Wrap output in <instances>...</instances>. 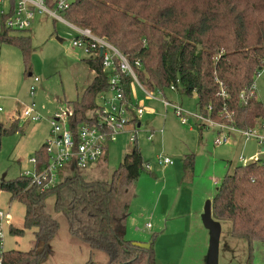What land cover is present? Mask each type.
Wrapping results in <instances>:
<instances>
[{"label": "trees", "instance_id": "trees-1", "mask_svg": "<svg viewBox=\"0 0 264 264\" xmlns=\"http://www.w3.org/2000/svg\"><path fill=\"white\" fill-rule=\"evenodd\" d=\"M14 10L15 1L10 0L9 13L2 15L0 44L17 46L30 72L32 38L22 35L27 31L6 26ZM64 16L70 24L90 30L117 48L148 91L164 94L174 87L179 95L196 94L199 113L216 120L228 113L239 129L264 122V108L256 94L246 102L240 100L255 83L264 59V0H71ZM84 63L94 77L67 115L75 139L100 94L108 91L110 76L120 73L105 70L100 56ZM122 79L125 98L132 103L134 80L123 74ZM222 91L229 97H221ZM131 117L138 126L133 110ZM17 131L18 119L9 128L0 121V143L4 135ZM135 144L106 180H87L73 166L56 186L45 190L31 185V179L23 175L1 180V190L25 207L23 229L12 226L10 234L23 236L26 230L36 229L34 247L28 252L8 251L5 264L48 262L58 226L50 222L51 215L44 214L52 198L51 213L66 220L69 234L86 244L91 256L105 253L107 264H156L153 247H135L125 238L133 186L149 163ZM36 158L42 166L49 165L44 145ZM182 163L184 172L194 171L195 155L186 156ZM212 217L221 224L230 223V236L247 242V264H253L256 245L264 243V167L259 161L237 166L222 180L212 200Z\"/></svg>", "mask_w": 264, "mask_h": 264}, {"label": "rangeland", "instance_id": "rangeland-1", "mask_svg": "<svg viewBox=\"0 0 264 264\" xmlns=\"http://www.w3.org/2000/svg\"><path fill=\"white\" fill-rule=\"evenodd\" d=\"M7 9V4L0 5V33L3 27L2 11ZM11 34L17 35L19 32ZM22 35L32 38L34 51L30 57V72L26 69L23 54L17 46L0 44V121L9 128L11 122L18 119L19 127V131L4 135L1 139L0 181L3 177L9 181L26 172H35V166L30 160L36 157V153L47 139L55 136L50 127V118H55V114L66 118L71 103L82 97L81 94L94 75L84 63L86 59L91 58V54L86 49L73 46L72 42L79 35L69 24L41 14L36 16L30 30ZM58 38L63 40L62 43ZM29 73L32 76H29ZM255 88L257 99L264 108V70L255 77ZM156 93L157 97H161L158 91ZM179 93L170 89L165 91L163 96L181 105L185 112L198 114L197 95L184 96ZM131 96L134 101H143L144 104L152 101L138 83L133 84ZM108 97L112 99L113 95L109 93ZM97 103L99 104V100ZM33 104L42 114V119L38 122L28 121L18 110V106L25 109ZM169 111L166 124L163 118L158 127H155L157 131L152 134L153 140L147 139L144 128L138 133V147L145 162L151 163L152 170H145L133 186L138 197H133L130 201L131 215L125 238L138 243L151 242L156 264H207L210 231L202 221L206 202L213 200L222 180L232 174L237 166L258 157L264 159V155L259 156L261 147L255 140H246L244 137L216 146L215 129L196 127L193 119H190L189 125L182 126L172 108ZM60 124L63 125L62 122ZM182 127H192L195 132L190 137H185L180 132ZM129 138V135L122 134L117 142L109 145L101 164L98 163L94 167H104L105 172L100 173L102 176L98 175L99 169L95 171V175H91L89 169L82 172L85 178H110L123 162L127 149L133 145ZM181 148L188 150L187 154L195 155L194 171L189 169L184 172L181 157L177 153ZM158 157L172 158L175 162L171 167H175L174 172H165L164 168L159 167L155 163ZM241 157H244V162H241ZM158 169L161 172L158 173ZM65 173H68V169L64 170L61 176ZM154 175H163V178L166 175H177V178L164 183L163 178L156 181ZM166 184L167 199L159 204ZM53 205L54 199H49L44 211L45 215H51L49 219L53 225L58 224L46 264H88L90 260L93 264H107L108 256L105 253L96 252L91 256L90 248L69 234L66 220L51 213ZM0 211H10L13 226L23 229L24 205L15 200L11 201L10 194L1 188ZM221 225L219 264H247V242L230 236V223ZM35 231L36 229L26 230L23 236L8 234L5 240L6 251H30L34 247ZM253 264H264V243L256 245Z\"/></svg>", "mask_w": 264, "mask_h": 264}, {"label": "built area", "instance_id": "built-area-1", "mask_svg": "<svg viewBox=\"0 0 264 264\" xmlns=\"http://www.w3.org/2000/svg\"><path fill=\"white\" fill-rule=\"evenodd\" d=\"M14 1V13L6 22V26L9 29L20 32L29 31L37 15H49L55 21L69 24L78 32L79 36L72 42L74 47L86 49L91 54V58L100 56L105 70L111 72L117 69L121 73L110 76L108 91L100 94L99 104L88 113V120L80 126L77 139H75L69 129L67 117L63 119L59 114H55V118H50L52 134L55 136L44 144L50 162L45 167L42 166V163L36 157L31 159L30 162L34 164L35 172L23 174V176L31 179V185L40 187L42 190L49 189L56 186L62 178V172L66 169L69 170L72 166L82 172L94 167L101 161L109 145L117 142L120 135L128 132L129 126L133 127V131L129 135V141L132 144L137 143L140 129L133 122L131 110L135 113L137 120L140 121L145 109L142 105L134 106L133 103L125 98L122 74L131 76L134 83H138L150 99L159 100L166 110L172 108L182 125H189L190 119H193L196 127L215 129L214 145L222 146L230 143L236 137H244L246 140H255L260 147L264 148V122L250 129H239L231 123V116L228 113L223 116V120H216L202 113L192 115L185 112L181 105L167 100L161 91H158V95L161 97H157L156 92L148 91L140 84L129 60L117 48L106 39L94 35L90 30L81 29L70 24L63 17L71 5V0H55L51 5L48 0ZM3 4L8 5V9L2 11V15H5L10 11V0H0V5ZM101 50L103 51L102 56L100 55ZM260 70H264V59ZM35 81L37 82L38 79L36 78ZM32 90H34V87ZM171 91L177 90L172 87ZM109 93L113 95L112 99L108 97ZM255 94L254 83L250 89L240 95V100L246 102L248 97H254ZM220 96L223 98L229 97L224 91L220 93ZM208 111L211 112L212 107H209ZM0 112H2L1 107ZM22 113L30 122H38L42 119V114L36 109L34 104L32 107L22 109ZM61 122L63 125L60 124ZM148 139L153 140L152 133ZM240 160L241 162L245 161L243 157ZM256 161H259L261 166L264 167V159H255ZM155 163L163 168L173 166L174 160L170 157H158ZM245 163L248 164L247 162ZM145 170H152L151 163L145 165ZM12 226L10 211H0V264H5V255L8 252L5 249V240L10 234ZM148 227L150 226L148 225Z\"/></svg>", "mask_w": 264, "mask_h": 264}, {"label": "crops", "instance_id": "crops-1", "mask_svg": "<svg viewBox=\"0 0 264 264\" xmlns=\"http://www.w3.org/2000/svg\"><path fill=\"white\" fill-rule=\"evenodd\" d=\"M30 76V75H29ZM31 76H32V74H31ZM93 77H94V75H93ZM93 79V78H92ZM92 79H90L89 80V82H88V84H87V86L89 85V83L91 82V80ZM174 93L176 92V91H173ZM151 100V99H150ZM132 103L134 104V106H143L144 107V109H145V113H144V115H143V117H142V119L140 120V122H139V125L137 126V128H139V129H141V128H144L145 129V131H146V133H147V135H148V137H149V135H151V133H156V129H155V127H158V123L161 121V119H163L164 118V124H166V122L168 121L167 119L169 118V115H170V109L169 110H166L165 109V107H164V105L159 101V100H153L152 99V101H147L145 104H144V102L142 101V102H139V101H134L133 100V98H132ZM18 110L20 111V112H22V109H21V106H18ZM71 110V109H70ZM22 114V113H21ZM15 120V119H14ZM143 120H144V122H143ZM182 125V124H181ZM182 126H186V125H182ZM50 127H51V124H50ZM52 130V129H51ZM127 133H125V134H127V135H130V133L133 131V127L132 126H129L128 127V129H127ZM159 132V131H158ZM185 137H190L191 136V134H194V130H193V128L192 127H190V128H185V127H182L181 128V131H180ZM148 137H147V139H148ZM238 137H236V139H237ZM47 141H48V139H47ZM46 141V142H47ZM45 142V143H46ZM44 143V144H45ZM138 143H139V138H138V141H137V143L135 144L137 147H138ZM43 144V145H44ZM42 145V146H43ZM41 146V147H42ZM133 146V145H132ZM132 146H130L128 149H127V151L125 152V154L131 149V147ZM41 147H40V149H41ZM189 147V146H188ZM139 148V147H138ZM39 149V150H40ZM140 149V148H139ZM140 151H141V149H140ZM188 150H186L185 148H181V149H179L178 150V155H179V157H181L180 158V160L182 161L186 156H188V155H191L190 153L189 154H187L188 152H187ZM193 154V153H192ZM143 155V154H142ZM260 155H264V148L263 147H261V151L259 152V156ZM244 158V157H243ZM256 159H262V158H260V157H258V158H256ZM31 161V160H30ZM101 161H102V159H101ZM100 161V162H101ZM255 161V159H253V160H251V161H248L247 163H250V162H254ZM99 162V163H100ZM101 164V163H100ZM174 165H175V162H174ZM173 165V166H174ZM95 167V166H94ZM94 167H92V168H90V173H91V175H95L96 174V170H98L99 169V176H101V174L100 173H104L105 172V169H104V167H102V168H94ZM172 166H166V167H163L164 169H165V172L167 171V172H174L173 170H174V168L175 167H173V169L171 168ZM164 169H162V170H164ZM177 170V169H176ZM158 171V173L159 172H161V170H157ZM94 172V173H93ZM163 172V171H162ZM93 173V174H92ZM155 177H156V181H158L159 179H162L163 178V175H154ZM177 178V175H166L163 179L165 180V181H163L164 183H166V181L168 180H173V178ZM166 190L168 191V184H166V187L165 188H163V192H162V194H161V197H160V199H159V204L161 203V201H163L164 202V200L165 199H167L166 197L167 196H165V192H166ZM133 193H134V195H135V197H138L137 196V194H136V191H135V188L133 187ZM181 194V191H180V193H179V195ZM132 204V203H131ZM157 207H158V205H157ZM130 209H131V207H130ZM155 213H157V208H156V211H155ZM130 215H131V211H130ZM129 218H130V216H129ZM128 218V219H129ZM127 224H128V220H127ZM126 228H127V225H126ZM138 234H140V233H138ZM130 241H131V239H130ZM140 243H143V242H140Z\"/></svg>", "mask_w": 264, "mask_h": 264}, {"label": "water", "instance_id": "water-1", "mask_svg": "<svg viewBox=\"0 0 264 264\" xmlns=\"http://www.w3.org/2000/svg\"><path fill=\"white\" fill-rule=\"evenodd\" d=\"M60 43H62V39L58 38ZM103 51L101 50V56ZM4 180V177L3 179ZM202 221L207 230L210 231V240H209V250L207 256V264H219V242L222 233V225L220 222L214 220L212 217V201H207L204 213L202 215ZM135 247H139L142 249H150L152 247V243H138L133 242Z\"/></svg>", "mask_w": 264, "mask_h": 264}]
</instances>
